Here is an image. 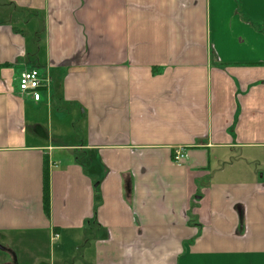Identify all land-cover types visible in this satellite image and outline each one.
<instances>
[{
    "label": "crops",
    "instance_id": "obj_1",
    "mask_svg": "<svg viewBox=\"0 0 264 264\" xmlns=\"http://www.w3.org/2000/svg\"><path fill=\"white\" fill-rule=\"evenodd\" d=\"M28 69L50 78L38 102ZM0 252L264 264V0H0Z\"/></svg>",
    "mask_w": 264,
    "mask_h": 264
},
{
    "label": "built area",
    "instance_id": "obj_2",
    "mask_svg": "<svg viewBox=\"0 0 264 264\" xmlns=\"http://www.w3.org/2000/svg\"><path fill=\"white\" fill-rule=\"evenodd\" d=\"M50 78L39 72L37 69H28L20 73L17 79V89L21 94L29 95L33 101L38 102L42 91L50 86ZM186 157V149L177 147L173 150L172 161L175 165L181 166ZM58 239L59 235H53Z\"/></svg>",
    "mask_w": 264,
    "mask_h": 264
},
{
    "label": "rangeland",
    "instance_id": "obj_3",
    "mask_svg": "<svg viewBox=\"0 0 264 264\" xmlns=\"http://www.w3.org/2000/svg\"><path fill=\"white\" fill-rule=\"evenodd\" d=\"M53 123V132L50 133L51 137H54V144H57L58 142L60 143H67V144H71L74 142H77L79 135H80V127L78 125V116L75 115L73 118V125L70 122V124H68L67 126L64 125L63 130L62 128L59 129L58 131L55 129L56 128V119L53 118L52 120ZM69 123V122H68ZM64 239H68V238H63V236H61V238L59 239H55L54 242L52 241V244L54 245V250H55V254L59 253V250L57 251L58 247H59V243H61ZM66 244L69 243V240H65ZM67 251L69 253H71L70 255L74 254V255H78V253L75 251H72L70 249V247H67ZM1 255L8 257L7 253H3L0 252Z\"/></svg>",
    "mask_w": 264,
    "mask_h": 264
},
{
    "label": "trees",
    "instance_id": "obj_4",
    "mask_svg": "<svg viewBox=\"0 0 264 264\" xmlns=\"http://www.w3.org/2000/svg\"><path fill=\"white\" fill-rule=\"evenodd\" d=\"M42 203L44 212L48 215L49 210V172L47 164L43 169V181H42Z\"/></svg>",
    "mask_w": 264,
    "mask_h": 264
}]
</instances>
